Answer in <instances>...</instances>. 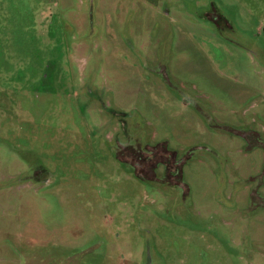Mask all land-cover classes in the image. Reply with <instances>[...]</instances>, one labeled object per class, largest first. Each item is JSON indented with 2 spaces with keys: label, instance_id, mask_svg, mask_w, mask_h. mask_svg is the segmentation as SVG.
Wrapping results in <instances>:
<instances>
[{
  "label": "rangeland",
  "instance_id": "1",
  "mask_svg": "<svg viewBox=\"0 0 264 264\" xmlns=\"http://www.w3.org/2000/svg\"><path fill=\"white\" fill-rule=\"evenodd\" d=\"M0 264H264V0H0Z\"/></svg>",
  "mask_w": 264,
  "mask_h": 264
},
{
  "label": "flooded vegetation",
  "instance_id": "2",
  "mask_svg": "<svg viewBox=\"0 0 264 264\" xmlns=\"http://www.w3.org/2000/svg\"><path fill=\"white\" fill-rule=\"evenodd\" d=\"M153 149H155V148H153ZM153 149H152V150H153ZM161 149H164V150H166L165 152H168V150H167L165 147H163V148H161ZM150 152L153 153V151H150ZM163 153H164V152H163ZM165 155H166V154H165ZM167 156H168V155H167ZM168 158H170V155L168 156ZM163 163L166 164L164 161H163ZM174 164H175V163H174ZM36 169H37V170H35L34 175H35V176H38V174H39V172H38V167H37ZM168 175L171 176V174H168ZM155 176H157V175L155 174ZM155 176H154V177H155ZM165 177H166V175H165Z\"/></svg>",
  "mask_w": 264,
  "mask_h": 264
},
{
  "label": "trees",
  "instance_id": "3",
  "mask_svg": "<svg viewBox=\"0 0 264 264\" xmlns=\"http://www.w3.org/2000/svg\"><path fill=\"white\" fill-rule=\"evenodd\" d=\"M173 165H175V164H173Z\"/></svg>",
  "mask_w": 264,
  "mask_h": 264
}]
</instances>
